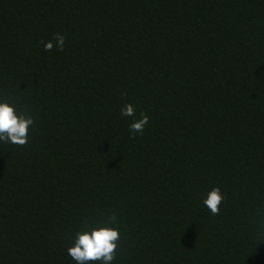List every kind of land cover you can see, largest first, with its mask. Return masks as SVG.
<instances>
[{"label":"trees","instance_id":"obj_1","mask_svg":"<svg viewBox=\"0 0 264 264\" xmlns=\"http://www.w3.org/2000/svg\"><path fill=\"white\" fill-rule=\"evenodd\" d=\"M0 102L34 117L0 143V264L101 226L112 264H264V0H0Z\"/></svg>","mask_w":264,"mask_h":264},{"label":"clouds","instance_id":"obj_2","mask_svg":"<svg viewBox=\"0 0 264 264\" xmlns=\"http://www.w3.org/2000/svg\"><path fill=\"white\" fill-rule=\"evenodd\" d=\"M66 37L61 33H56L54 37L44 42V49L48 52L53 49L64 50ZM121 115L124 117H133V122L129 128L133 136L136 133L142 134L149 123V117L141 113L139 119H136V109L131 104H126L121 109ZM34 124V117L20 111L19 107L8 102H0V143L11 144L15 146H25L29 142V132ZM225 196L221 193L219 187L213 188L203 201L210 213L215 216L221 212V204ZM118 216L113 213L108 217V225L117 224ZM121 232L119 228L101 226L76 233L73 246L67 249V254L76 262V264H112L117 258V251Z\"/></svg>","mask_w":264,"mask_h":264}]
</instances>
